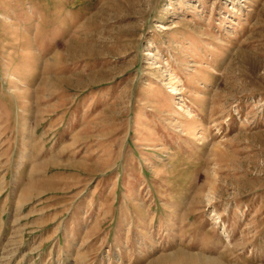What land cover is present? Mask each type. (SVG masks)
Returning <instances> with one entry per match:
<instances>
[{
	"label": "rangeland",
	"instance_id": "rangeland-1",
	"mask_svg": "<svg viewBox=\"0 0 264 264\" xmlns=\"http://www.w3.org/2000/svg\"><path fill=\"white\" fill-rule=\"evenodd\" d=\"M160 260L264 264V0H0V264Z\"/></svg>",
	"mask_w": 264,
	"mask_h": 264
},
{
	"label": "bare ground",
	"instance_id": "bare-ground-1",
	"mask_svg": "<svg viewBox=\"0 0 264 264\" xmlns=\"http://www.w3.org/2000/svg\"><path fill=\"white\" fill-rule=\"evenodd\" d=\"M187 260V259H186ZM185 261V260H184ZM189 263V262H188ZM153 264H169V261H164V260H160L157 263H153Z\"/></svg>",
	"mask_w": 264,
	"mask_h": 264
}]
</instances>
